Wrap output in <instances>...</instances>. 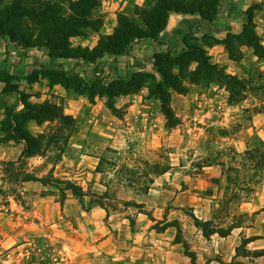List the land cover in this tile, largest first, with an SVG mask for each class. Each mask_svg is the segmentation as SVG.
<instances>
[{
    "label": "rangeland",
    "instance_id": "rangeland-1",
    "mask_svg": "<svg viewBox=\"0 0 264 264\" xmlns=\"http://www.w3.org/2000/svg\"><path fill=\"white\" fill-rule=\"evenodd\" d=\"M15 1L0 0V23L8 30L3 16ZM31 1L23 2L28 6ZM21 31L18 28L16 34ZM14 40L25 45L18 37ZM233 40V48L241 52L243 44L254 45L246 64L250 69H243L237 78L223 76L224 69L207 67L197 74L190 69L180 74L169 71V78L184 88L183 99H174L178 103L174 109L172 87L166 86L174 114L181 115L177 116L179 122L170 123L166 118L158 131L164 136L124 139L117 148L102 143L98 168L106 180L103 195L80 183L61 165L77 122L44 124L41 152L21 161L15 144L1 129L0 264H68V258L79 256L62 247L68 239L50 236L57 226L42 218L39 208L43 196L58 195L59 200L68 194L78 196L72 190H61L67 180L84 191L81 202L85 209L99 200L116 214L131 202L149 213L157 230L175 226L176 241L183 244L188 264H264V175L252 193L242 190L237 199L232 198L235 185L228 181L233 174L229 169L242 167L241 157L247 149L264 148V59L259 64L257 58L264 57V43L256 39L252 26L240 41ZM157 79L162 80L161 74ZM116 113L122 115L121 110ZM7 128L8 123L3 125ZM27 175L58 184L23 182ZM136 199L146 202L138 204ZM132 209L131 215L137 214L136 207ZM208 220L211 224L203 225ZM169 222L173 224L167 225ZM232 226L226 236L204 230ZM253 236L257 238L243 244Z\"/></svg>",
    "mask_w": 264,
    "mask_h": 264
},
{
    "label": "crops",
    "instance_id": "crops-1",
    "mask_svg": "<svg viewBox=\"0 0 264 264\" xmlns=\"http://www.w3.org/2000/svg\"><path fill=\"white\" fill-rule=\"evenodd\" d=\"M43 1L59 4L61 10L69 14L72 12L69 0ZM149 1L93 0L87 15L90 22L82 34L70 38L73 54L68 56L52 55L43 45L18 44L10 34L0 35V130L10 109L22 111L26 108L20 93L32 105L58 106L64 115L73 117L78 126L71 130V140L63 152L61 165L72 171L80 183L92 186L97 195L107 190L103 172L98 168L102 143L117 148L124 139L159 136L166 117L160 99L151 92L152 81L148 76L131 92L114 95V104L122 115L109 106L108 94L99 90L92 99L87 87L95 83L105 88L115 80L128 81L142 74L160 77L158 69L163 66L157 59L162 54L170 53L171 57L179 58L194 47L203 48L218 69L241 76L243 69H250L246 64L252 46L243 44L242 52L233 48V52H237L232 55L226 40L240 41L238 37L244 36L246 26L253 24L258 40L264 43V0H218L212 19L207 12L169 10L158 40L137 38L121 53L106 52L89 58L76 54L77 50L90 54L103 37L114 35L121 15L135 19L146 30L144 15L139 10L147 8ZM178 1L188 3L191 0ZM257 58L262 64L264 57ZM198 65L196 59L184 64L175 60L171 69L179 73L180 69L195 70ZM75 78L81 83L77 85ZM170 91L171 106L175 109L178 103L174 99L182 100L183 94L174 88ZM176 116L181 115L176 113ZM47 122L60 121L55 118L40 123L31 119L27 128L33 135L41 136ZM94 139H99L101 144L97 145ZM13 143L18 149L16 156L21 157L24 142ZM58 197L43 196L39 208L42 218L57 226L50 236L68 239L62 247L78 253V257L67 259L68 264H188L183 244L176 241L175 226L157 230L155 221L140 207L127 205L122 212L111 214L97 202L85 209L78 196L68 194L63 200ZM136 200L138 204L146 202ZM133 207L137 214L131 215Z\"/></svg>",
    "mask_w": 264,
    "mask_h": 264
},
{
    "label": "trees",
    "instance_id": "trees-1",
    "mask_svg": "<svg viewBox=\"0 0 264 264\" xmlns=\"http://www.w3.org/2000/svg\"><path fill=\"white\" fill-rule=\"evenodd\" d=\"M24 0H17L11 6L5 8V16H3V21L9 25V30L6 29L2 23H0V35L4 36L10 34L13 39L19 38L20 41L25 43V45H43L48 47L52 55L57 56H68L73 54L70 47V38L74 35L82 34L83 28L90 22L87 15L89 14V7L93 0H80L73 1L69 0V4L72 8V12L69 14L61 10L59 4H54L49 1L34 0L30 5H25ZM28 1V0H27ZM218 3V0H191L188 3L180 2L178 0H150L148 7L140 9L144 15L145 22L147 24V29H143L133 18L125 15L120 17V25L116 30L114 35L103 37L100 44L94 51L90 54L82 51H75L76 54H83L85 57L89 58L92 56H102L106 52L110 53H121L130 48L137 38L142 37H152L158 40V33L164 28L167 21V14L171 9L183 10V11H199L207 12L208 18L212 19L216 14V9L214 8ZM7 25V26H8ZM253 27V24H249L245 28V32L248 31V27ZM20 28L22 31L17 35L16 32ZM7 30V31H6ZM254 36L257 38L254 27ZM245 35V34H244ZM241 39V36L238 37ZM227 48L233 55V38L226 40ZM250 46L254 45L250 42L247 43ZM256 51V49H255ZM257 52V51H256ZM192 59H196L199 62L197 69L193 72L194 74L200 73L203 67L218 69L217 65L212 64L209 61V57L206 52L201 47H194L190 51L186 52L179 58L171 57L170 53L162 54L157 60L163 66V69H158L162 76V80L157 82L156 75L142 74L139 77H135L131 80L118 79L113 81L109 86L99 88L95 83L89 88L90 97L94 98V93L99 90L102 93L109 95V106L114 112H118L119 109L116 108L114 104V95L120 92H131L137 84H140L143 79L148 76L152 81L151 92L160 99L162 103V111L165 114L167 120L170 123H178L179 119L174 114L170 106V93L167 91L166 86L172 87L179 92H183L184 88L181 84L169 78V71L171 69L172 63L175 60L180 61L182 64L189 62ZM186 69H180V73L184 72ZM221 70V69H218ZM223 76L237 78L235 75L222 72ZM78 84L81 81L78 78L74 79ZM240 80V79H238ZM4 91V92H8ZM24 94L20 93V98L25 101L26 108L22 111H16L10 109L8 111L7 117L2 122L1 129L7 133L8 140L15 142H24L25 147L21 155L22 159L26 157H31L39 154L42 150L40 144V136L33 135L27 128V123L31 119H35L38 122H43L45 119L54 120L59 119L62 123H68L73 125L76 121L73 117L64 115L61 109L53 104H46L43 106H36L26 102ZM8 123V128L3 129V125ZM244 164L242 167H232L229 170L233 171L228 175V181L235 185L232 193V198L237 199L241 196V191H247V193H252L254 191V186L259 184L262 176L264 175V148H249L247 149L241 157ZM40 181L44 185H54L57 181L48 180L42 177L27 175L23 178V182L27 181ZM241 181V182H240ZM62 191L72 190L81 199L84 196V191H82L78 185L69 180L65 181L64 187H61ZM93 202H99L103 207L104 203L95 200ZM135 203L127 202V205ZM137 205V204H136ZM139 206V205H138ZM211 224V221H204V224ZM173 223H167V225H172ZM236 227V226H234ZM233 226L228 230L223 228H215L205 232L212 234L218 232L219 234L226 236L231 233ZM257 236L250 238H245L243 244L247 245L250 241L256 239ZM180 241V237H177ZM242 246L237 247L240 251ZM194 261V258H193Z\"/></svg>",
    "mask_w": 264,
    "mask_h": 264
}]
</instances>
